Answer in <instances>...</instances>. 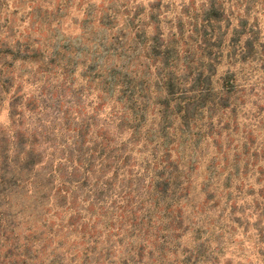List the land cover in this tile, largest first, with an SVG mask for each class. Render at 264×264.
<instances>
[{
    "label": "rangeland",
    "instance_id": "1",
    "mask_svg": "<svg viewBox=\"0 0 264 264\" xmlns=\"http://www.w3.org/2000/svg\"><path fill=\"white\" fill-rule=\"evenodd\" d=\"M243 9L239 0H0V137L9 140L8 149L13 141H23L39 162L52 153L57 159L66 157L69 142L79 136L113 143L118 131L109 112L120 94L127 92L124 82L141 84L155 102L164 98L155 80L163 71L185 80L184 91L192 87L186 71H209L213 87L228 74L238 90L239 84L254 89L253 94L258 90V105H262L264 63L257 62L256 56L252 69L243 70V77L239 72V46L248 37L240 34ZM258 15L260 19L254 18L253 11L246 15L245 31L253 27L264 41V15ZM205 35L210 36L208 47L203 44ZM253 100L248 98L244 108L237 100L229 108L231 113L221 114L228 131H222L220 139L228 147L219 152L227 158L220 162L219 155L213 162L222 178L234 171L229 175L230 194L219 198V191L210 197L213 187L226 179L211 178L209 185L203 180L212 177L210 173L193 171L189 177L193 183L202 181V187L195 186L180 197V204L173 207L172 225L162 212L148 211L140 200L132 205L137 208L134 217L116 212L108 236V232L100 235L101 220L94 232L84 220H77L67 231L84 225L82 232L92 235L90 240L70 241L65 238L68 233L61 231L62 238L53 239L47 236V227L42 228V220L32 217L18 229L14 254H24L26 239L33 264H261L254 231L259 218L254 205L244 202L250 195H244L248 182L239 178L236 137L244 128L250 129L245 118L252 115L248 107ZM9 103L21 114L19 119L10 117ZM142 158H130L131 175L122 182L145 198L140 185L146 186L150 176L138 170V163L134 166ZM242 180L253 183L255 178L248 174ZM110 206L107 202L103 210ZM35 219L38 227L28 233L27 226L32 228ZM259 227L264 235V219ZM261 246L263 252L264 238Z\"/></svg>",
    "mask_w": 264,
    "mask_h": 264
},
{
    "label": "trees",
    "instance_id": "2",
    "mask_svg": "<svg viewBox=\"0 0 264 264\" xmlns=\"http://www.w3.org/2000/svg\"><path fill=\"white\" fill-rule=\"evenodd\" d=\"M239 7H244L239 15L240 34L248 35L239 46V72L242 71L240 75L243 77L245 70L253 68L255 59L264 63V41L253 27L245 31L246 15L252 11L255 19H260V12L264 15V0H239ZM209 38L203 41L206 47ZM186 73L185 78L192 85L188 91L182 89L187 85L182 78L166 71L156 74L155 80L164 98L155 102L141 84L137 86L131 79L125 81L127 94L123 91L109 112L118 131L113 143L103 138L86 139L79 136L69 142L70 152L66 157L57 159L52 153L46 159L40 157L39 162V157L33 155L30 147L25 149L23 141H13L11 149H8L6 144L9 140L0 137V264H33V259L28 255L31 247L28 248L26 239L23 243L24 254H14L20 239L18 229L28 224L32 217L42 220V228L47 227L46 234L53 239L55 235L62 238L61 231V234L68 233L65 238L70 241L86 237L90 240L92 235L87 236L82 232L84 225L76 227V231H67L74 228L77 220H84L91 224L94 232L98 220H101L102 224L98 227L101 229L100 235L108 232V236L113 227V216L118 210L119 213L126 211L130 216H135L137 208H132L135 200L144 201L148 211L156 208V212H162L166 216L165 222L172 225L176 211L173 207L180 204V197L189 195L192 188L202 187L205 182L211 185V178L226 180L222 185L214 186L213 191L210 189V197L219 191V198L230 194L229 175H235L234 171L230 170L227 178H222L223 173H216L213 162L215 157L220 158L221 155L220 162L225 163L226 154L219 151L224 145L228 147L227 142L220 139L222 131H228L226 123H222L224 119L221 114L231 113L233 109L229 111V108L235 107L237 100L239 106L246 107V100L251 96L254 100L248 111L252 115L245 118L250 129L246 131L244 128L236 135L239 137V178L248 174L255 178L253 183L243 178L240 181L248 182L244 195L250 196L244 202L254 205L253 210L259 218L254 231L260 246L257 256L264 264V251L261 252L264 235L259 227L264 219V99L262 105H258L259 91L253 94L254 89L246 90L245 84H239L238 90L234 85L235 79L228 74L216 80L218 87H213L210 83L213 74H209V71ZM261 93L264 98V92ZM8 111L10 117H21L20 113L14 112L12 103L8 104ZM214 129L217 131L214 132ZM133 156H144L134 166L138 163V170L142 168L150 176L146 186L140 185V192L145 198L122 182L131 175L129 160ZM203 165L204 169H200ZM199 170L210 173L212 177L203 180V183H193L189 174ZM43 181H46L44 185ZM107 202L111 206L104 211ZM78 213L82 217L77 218ZM38 219L30 223L32 228L27 226L28 233L38 227ZM51 221H54V225L49 224ZM76 233L80 235L75 236Z\"/></svg>",
    "mask_w": 264,
    "mask_h": 264
}]
</instances>
